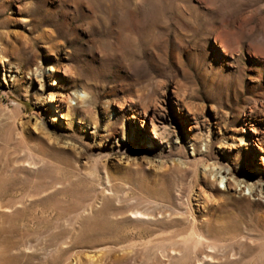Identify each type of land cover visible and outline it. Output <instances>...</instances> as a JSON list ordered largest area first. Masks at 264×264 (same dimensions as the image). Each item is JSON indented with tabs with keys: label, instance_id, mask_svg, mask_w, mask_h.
I'll return each mask as SVG.
<instances>
[{
	"label": "rangeland",
	"instance_id": "obj_1",
	"mask_svg": "<svg viewBox=\"0 0 264 264\" xmlns=\"http://www.w3.org/2000/svg\"><path fill=\"white\" fill-rule=\"evenodd\" d=\"M0 264H264V0H0Z\"/></svg>",
	"mask_w": 264,
	"mask_h": 264
},
{
	"label": "bare ground",
	"instance_id": "obj_2",
	"mask_svg": "<svg viewBox=\"0 0 264 264\" xmlns=\"http://www.w3.org/2000/svg\"><path fill=\"white\" fill-rule=\"evenodd\" d=\"M63 116V115H62Z\"/></svg>",
	"mask_w": 264,
	"mask_h": 264
}]
</instances>
